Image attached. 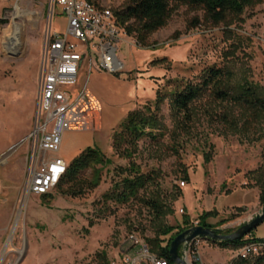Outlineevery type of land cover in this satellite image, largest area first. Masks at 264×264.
I'll return each mask as SVG.
<instances>
[{"label": "rangeland", "instance_id": "1", "mask_svg": "<svg viewBox=\"0 0 264 264\" xmlns=\"http://www.w3.org/2000/svg\"><path fill=\"white\" fill-rule=\"evenodd\" d=\"M98 1L113 12L126 5L125 0ZM52 16L51 0H0V22H5L0 23V258L14 249L23 252L20 264H122L132 233L151 240L160 226L182 228L184 216L197 222L216 201L224 205L237 198L225 195L246 190L260 200L259 206L242 207V211L225 210L229 223L223 229L231 233L262 210L264 123L248 131H228L222 123H212L199 113L188 133L173 139L174 123L166 104L163 138L143 140L131 159L121 158L113 143L130 112L154 101L157 91L168 83L197 82L207 68L230 66L237 74L246 72L264 89V4L248 10L244 22L230 28L214 27L202 12L181 7L168 25L152 36L149 47H138L132 37L121 43L119 59L124 72L91 69L86 61L76 91L86 88L101 102L102 130L67 132L59 157L69 166L88 148H97L108 163L96 189L84 188L83 194L75 197L55 188L44 198L25 192V156L31 149L28 137L35 127L40 67ZM195 18L200 26L189 29ZM53 29L59 33L67 29L66 16L58 6ZM214 110L220 112L222 107ZM19 144L15 152L2 157ZM132 164L143 174L156 176L158 186H151L149 194L158 192L172 206L173 215L158 220L136 201L105 204L104 196L122 179L121 170ZM92 179L91 170L82 174L83 181ZM182 209L186 215L180 213ZM251 237L264 241V224ZM240 250L221 249L203 241L198 259L189 258L191 264H239ZM261 252L248 260L254 262ZM9 259L17 257L12 254Z\"/></svg>", "mask_w": 264, "mask_h": 264}, {"label": "trees", "instance_id": "2", "mask_svg": "<svg viewBox=\"0 0 264 264\" xmlns=\"http://www.w3.org/2000/svg\"><path fill=\"white\" fill-rule=\"evenodd\" d=\"M101 6L98 0H88ZM124 9L114 12L119 26L128 37L135 39L140 48L149 47L150 39L164 29L171 16L181 7L191 11L202 12L204 19L214 27L226 26L230 28L244 22L245 13L264 4V0H125ZM5 23V22H0ZM201 22L195 18L189 29L198 28ZM162 61H160L161 63ZM171 83L173 85H171ZM157 91L154 101L145 105L141 110L130 112L115 134L113 147L115 152L124 159H131L139 149V144L149 139L157 142L165 133L163 106L169 105V111L174 123L173 139L190 130L196 122V117L203 113L210 122L222 123L228 131L252 130L260 123H264V89L253 83L246 72L237 74L230 66L210 67L204 70L197 82L174 81ZM204 103V104H202ZM199 106H202L199 108ZM217 107L222 111L217 112ZM237 113V115H236ZM177 141V140H174ZM107 160L97 148H88L69 166L66 176L58 184L57 189L66 195L80 196L84 188L96 189L101 183L102 169ZM101 168H97V167ZM91 170L93 179L83 181L82 174ZM121 181L104 196L105 204L115 202L127 205L136 201L158 220L173 215L172 206L165 203L158 192H151V186L157 184L156 176L145 175L140 168L132 164L130 169L121 170ZM189 182V175L185 178ZM66 189V190H65ZM143 192V195L141 193ZM47 198L48 195H44ZM264 206V193L261 196ZM242 211V209L238 208ZM186 215V214H185ZM218 217L213 210L205 212L197 220V226L211 229H221L228 220L221 221L214 226L209 223ZM93 226V225H92ZM194 222L184 216L182 228L160 226L154 239L146 240L151 252L158 258L174 264L170 258V246L173 240L182 232L194 227ZM178 231V232H176ZM221 234H231L230 230ZM169 237L168 240L166 238ZM221 249L240 250L253 243H263L250 236L236 242H211ZM239 264H264V249L257 256V260L238 258Z\"/></svg>", "mask_w": 264, "mask_h": 264}, {"label": "built area", "instance_id": "3", "mask_svg": "<svg viewBox=\"0 0 264 264\" xmlns=\"http://www.w3.org/2000/svg\"><path fill=\"white\" fill-rule=\"evenodd\" d=\"M57 6L62 8L67 20L63 33L53 29ZM51 7L52 24L43 48L35 127L28 137L31 149L26 168L27 195H48L66 176L68 165L59 157V152L67 132L100 131L101 102L86 88L76 91L84 63L88 62V68L96 67L110 74L125 71L119 52L128 36L110 8L88 0H51ZM185 186L182 182L181 187ZM180 213L183 215L185 211L182 209ZM128 241L133 258L129 257L130 252H124L122 264H171L154 255L146 240L136 233H132ZM200 242L203 241L196 240L188 245L185 253L188 264H191L190 255L198 259ZM263 249V243H253L242 248L239 257L247 259ZM12 254L17 259L10 260ZM22 257L20 250H7L0 264H20Z\"/></svg>", "mask_w": 264, "mask_h": 264}, {"label": "water", "instance_id": "4", "mask_svg": "<svg viewBox=\"0 0 264 264\" xmlns=\"http://www.w3.org/2000/svg\"><path fill=\"white\" fill-rule=\"evenodd\" d=\"M21 144L15 146L10 151L5 153L2 157H7L15 152ZM264 224V206L262 210L250 220L240 224L238 229L231 234L223 235L221 229L204 228L202 226H194L179 234L171 243L170 258L174 264H188L185 253L188 245L196 240L205 242H236L241 241L243 238L250 236L251 233L259 226ZM182 251V252H180Z\"/></svg>", "mask_w": 264, "mask_h": 264}, {"label": "crops", "instance_id": "5", "mask_svg": "<svg viewBox=\"0 0 264 264\" xmlns=\"http://www.w3.org/2000/svg\"><path fill=\"white\" fill-rule=\"evenodd\" d=\"M103 108V106H102ZM103 112V110H102ZM102 114H101V118H100V131L102 130ZM97 133V132H96ZM28 156V153L27 155L25 156L27 158ZM233 196H236L237 198H235L231 203H228V204H224V205H219L216 201L213 205L210 206V209L211 211L213 210H216L218 212V217L216 218H212L209 220V223L211 225H218L221 221L225 220L226 218L224 217L225 215V210L227 209H238V208H242V207H248V206H259L260 205V200L259 198L256 199V195H254V193H252L251 191H246V190H238L236 192H233L232 194L230 195H225L223 197H233ZM209 211V212H211ZM198 220V219H196ZM194 222V221H193ZM194 225L197 226V222H194ZM210 249L212 250V247H210ZM131 250V251H129ZM128 251L130 252L129 254H133V251L131 249V246L129 247V249L127 250V253ZM225 252H228L229 253V250H225Z\"/></svg>", "mask_w": 264, "mask_h": 264}, {"label": "bare ground", "instance_id": "6", "mask_svg": "<svg viewBox=\"0 0 264 264\" xmlns=\"http://www.w3.org/2000/svg\"><path fill=\"white\" fill-rule=\"evenodd\" d=\"M57 188V187H56Z\"/></svg>", "mask_w": 264, "mask_h": 264}]
</instances>
